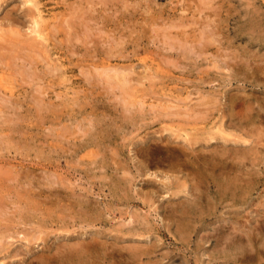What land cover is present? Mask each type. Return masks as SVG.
<instances>
[{
  "label": "rangeland",
  "instance_id": "374dc122",
  "mask_svg": "<svg viewBox=\"0 0 264 264\" xmlns=\"http://www.w3.org/2000/svg\"><path fill=\"white\" fill-rule=\"evenodd\" d=\"M83 240L264 264V0H0V264Z\"/></svg>",
  "mask_w": 264,
  "mask_h": 264
},
{
  "label": "bare ground",
  "instance_id": "6f19581e",
  "mask_svg": "<svg viewBox=\"0 0 264 264\" xmlns=\"http://www.w3.org/2000/svg\"><path fill=\"white\" fill-rule=\"evenodd\" d=\"M26 2V1H25ZM27 3V2H26ZM40 14V13H39ZM38 14V15H39ZM33 16V15H32ZM38 18V17H37ZM39 18H41V17H39ZM31 19H32V21H33V23L35 24L36 22L33 20L34 18H32L31 17ZM46 25V24H45ZM36 28V27H35ZM45 28V27H44ZM54 29V28H53ZM42 31L41 30V28L39 27V28H37L35 31H33V32H35V33H37L36 35H38V36H40V34H41V32L40 31ZM43 30H45V29H43ZM54 31V30H53ZM55 32H57V31H55ZM29 33V32H28ZM45 34V33H44ZM52 36H54L53 34H52ZM215 38V37H214ZM16 43V42H15ZM19 44H21V43H19ZM30 45V44H29ZM29 48H32L33 46L31 45V46H28ZM178 52V51H177ZM190 52V51H189ZM36 55V54H35ZM108 69V68H107ZM55 71V70H54ZM107 71V70H106ZM52 73V72H51ZM124 73V72H123ZM107 74V73H106ZM91 76V75H90ZM101 76V75H100ZM108 76V75H107ZM106 76V77H107ZM124 76V75H123ZM135 77V76H134ZM108 78V77H107ZM150 78V77H149ZM154 78V77H153ZM123 79V81H124V78H122ZM129 80V79H128ZM152 80V79H151ZM139 81V80H138ZM119 83H120V81H118ZM125 82V81H124ZM125 87V86H124ZM128 87H130V86H128ZM123 90V89H122ZM135 102V101H134ZM130 104V103H129ZM135 105V104H134ZM192 111V110H191ZM176 114H178V113H176ZM183 115V114H182ZM178 129H179V127H178ZM182 131V130H181ZM184 131V130H183ZM178 134V133H177ZM174 135V134H173ZM179 135V134H178ZM181 137V136H180ZM183 137H187V136H185V134H184V136ZM190 137V136H189ZM192 137V136H191ZM195 137H197V136H195ZM252 137V136H251ZM184 139V138H183ZM188 139V138H187ZM195 139V138H194ZM217 139V138H216ZM239 139V138H238ZM201 140V139H200ZM198 141H199V137H198ZM191 142V141H190ZM199 142H201V141H199ZM193 143V142H192ZM196 143V142H195ZM179 144V143H178ZM257 144V143H256ZM177 146V145H176ZM188 146H190V145H188ZM200 146V145H199ZM155 147V149L157 148V146H154ZM159 147V146H158ZM168 147V146H167ZM174 147V146H173ZM184 147V146H183ZM194 147V146H193ZM170 149H172L171 147H169ZM179 148V147H178ZM181 148V147H180ZM190 148V147H189ZM161 149H162V147H161ZM183 149V148H182ZM188 149V148H187ZM191 149H194L195 150V148H191ZM180 150V149H179ZM184 150V149H183ZM163 151V150H162ZM172 151V150H171ZM181 152V151H180ZM199 152H202V151H199ZM236 152V151H235ZM196 153H198V150H197V152H195V154H193V155H196ZM237 154V153H236ZM173 155H175V154H173ZM178 155V154H177ZM192 155V154H191ZM203 155V154H202ZM177 157V156H176ZM190 157V156H189ZM201 157V156H200ZM226 157V156H225ZM243 157V156H242ZM178 158V157H177ZM182 158H184V157H182ZM199 158V157H198ZM181 159V158H180ZM207 159V158H206ZM212 159H214V157L212 158ZM217 159V158H216ZM220 159V158H219ZM218 159V160H219ZM227 159V158H226ZM182 160V159H181ZM209 159H207L206 161H208ZM217 160V161H218ZM223 160V159H222ZM196 161V160H195ZM205 161V162H206ZM213 161V160H212ZM220 161V160H219ZM240 161V160H239ZM260 161V160H259ZM184 162V161H183ZM221 162V161H220ZM229 162V161H228ZM233 162V161H232ZM231 161H230V163H232ZM212 163V162H211ZM222 163V162H221ZM224 163V162H223ZM227 163V162H226ZM194 164H195V162H194ZM202 164V163H201ZM206 164H208V163H206ZM214 164V163H213ZM216 164V163H215ZM225 164V163H224ZM240 164V163H239ZM198 165H200V164H198ZM203 165V164H202ZM209 165V164H208ZM226 166H227V164H225ZM235 165V164H234ZM233 165V166H234ZM193 166V165H192ZM196 166V165H195ZM231 166H232V164H231ZM210 167H211V164H210ZM222 167V166H221ZM195 168V167H194ZM193 168V169H194ZM214 168V167H213ZM216 168V167H215ZM205 169V168H204ZM228 170H230V169H228ZM227 170V171H228ZM224 171V170H223ZM203 172V171H202ZM225 172V171H224ZM225 173H227V172H225ZM228 173H230V172H228ZM206 174V173H205ZM205 174H203L204 176H205ZM212 174V173H211ZM216 174V173H215ZM222 174V173H221ZM260 174V173H259ZM224 175V174H223ZM229 176V175H228ZM236 177V176H235ZM216 178H218V177H216ZM237 178V177H236ZM199 179H200V177H199ZM223 179H224V176H223ZM226 179V178H225ZM229 179V178H228ZM238 179V178H237ZM201 180V179H200ZM227 180V179H226ZM236 180V179H235ZM224 181V180H223ZM230 181V183L232 182L231 180H228V182ZM226 182V181H225ZM227 182V183H228ZM169 183V182H168ZM235 183H236V181H235ZM218 184V183H217ZM223 184V183H222ZM179 186H180V184H178ZM238 185V184H237ZM172 186V185H171ZM220 186V185H219ZM227 186V185H226ZM228 186H229V184H228ZM234 187H236V185H234ZM239 187H240V185H239ZM236 189H237V187H236ZM231 194V193H230ZM232 197V196H231ZM182 204V203H181ZM174 207V206H173ZM32 240H34V239H32ZM263 240V239H262ZM27 242V241H26ZM76 246H78L79 247V250H77V248H76V246L75 247H67V248H65L64 250V252H61V253H59L58 255V257H56V258H54V259H57V261H59L61 264H65V263H67V264H69V263H71V264H85L86 262H82V254H85L86 255V253L88 252L89 253V251H90V249L92 248V245L94 246V242H89L88 240H83V241H81V242H78L77 244H75ZM76 248V249H75ZM86 252V253H85ZM80 254V255H79ZM52 256V255H51ZM56 256V255H55ZM54 256V257H55ZM87 256V255H86ZM46 259V260H49L50 258L49 257H40V259L42 260V259ZM52 258V257H51ZM86 258V257H85ZM43 259V260H44ZM86 261V260H85ZM90 262V261H89ZM46 263H47V261H46ZM49 264V263H48ZM87 264V263H86Z\"/></svg>",
  "mask_w": 264,
  "mask_h": 264
}]
</instances>
